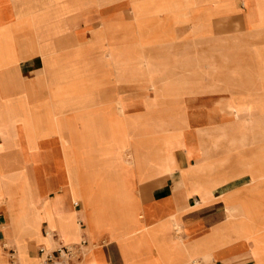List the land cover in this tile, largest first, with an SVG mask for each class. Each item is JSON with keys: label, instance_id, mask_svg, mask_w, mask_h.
<instances>
[{"label": "crops", "instance_id": "obj_1", "mask_svg": "<svg viewBox=\"0 0 264 264\" xmlns=\"http://www.w3.org/2000/svg\"><path fill=\"white\" fill-rule=\"evenodd\" d=\"M222 1L0 0V264L17 254L7 244L39 260L43 243L77 240L84 251L69 264H85L91 246L96 264H146L157 257L141 238L147 232L174 264H253L243 238L264 241V223L223 226L222 198L264 189V146L229 181L220 173L253 146L238 137L245 122L233 116L264 115V90L237 87L249 81L242 67H264V0H244L245 10ZM219 27L231 31L220 36ZM222 76L235 86L216 85ZM111 131L119 140L156 132L148 152L138 139L127 155L153 172L134 176L137 204L120 201V182L110 191L104 181ZM105 227L132 236L134 250L125 256L121 240L104 243Z\"/></svg>", "mask_w": 264, "mask_h": 264}, {"label": "rangeland", "instance_id": "obj_2", "mask_svg": "<svg viewBox=\"0 0 264 264\" xmlns=\"http://www.w3.org/2000/svg\"><path fill=\"white\" fill-rule=\"evenodd\" d=\"M232 0H223L222 4H226V2H229ZM236 3V6L238 9L240 10H245L244 7V0H233ZM228 4V3H227ZM208 5V3H207ZM258 6V5H257ZM241 7V8H240ZM258 8V7H257ZM208 10V9H207ZM111 12L118 13V10H111ZM233 12L232 15H235ZM237 14H240L239 12ZM241 14L239 16H236L233 18V20L237 21L241 19ZM231 31L230 28H226V27H219L217 29V33L220 36H224L227 33L229 34V32ZM209 44L207 43V48H208ZM224 47V46H223ZM246 48L244 49V51H241L242 53H249L251 54V50L249 47H243ZM226 69H229L228 67ZM242 70H245L247 72H249L248 74V83L244 82V83H239L237 84V87L239 88V90H243V91H252V90H264V67H242ZM224 74H226L227 76H232L233 71L232 70H227ZM240 75V74H239ZM247 75V74H246ZM223 79H221L222 81L220 83H216V85H221L223 89H228V87L230 86H235V84L230 83L228 80L226 81V78H224L222 76ZM244 79L246 80L247 78L244 77ZM254 80V81H253ZM228 117H232V115L227 114ZM233 118L236 120L237 123H241V122H245L243 123V125H241L242 128H238V137L241 138V140H243V142L245 144H249V145H253L250 148H247V150L245 151V153H241V154H237L234 155L233 157V162L232 164L229 166V168H227L226 170H224L222 173H220V175L222 176V180H227L229 181L230 178L236 176L239 174V161L244 160L245 158H251L253 157V155L255 156L256 154H258V152L260 150L263 149L264 146V115H255V116H251L248 114H235L233 116ZM211 120L214 119V117L211 118V116L207 117L206 120ZM252 123V124H251ZM208 127L207 124H200V128L204 129ZM231 129L229 128L227 131V138L229 137V134ZM61 132L63 133V136L60 138L61 142L63 143V145L66 144L67 139H68V135L65 133V130L62 128ZM76 134L78 133L75 132ZM136 132L133 131H126V136L125 139L122 137L120 140L118 139V135L116 131H111V139L113 140L111 142V147H110V155L108 156V160L106 163V167H108L110 169L108 178H106L104 181L106 184H108V186H110V191L112 190H117V184L118 182H120V186H122L123 188V192L124 195L120 198V201H125L126 203H138L137 200L134 198L133 196V192H132V188H133V178L135 175L141 176V178H145V177H149L153 175V172L149 169L148 167V162H143L140 159H135L133 162L131 161L130 163L126 162L127 159V155L130 153H134L135 148H134V141H137L138 139H142L144 142H146L145 144H147L146 146L142 147V150H145L146 152L149 151V141L152 140L155 135L156 132L155 131H142L141 133V137H134ZM139 133V132H137ZM77 138V135H76ZM247 142V143H246ZM113 144V146H112ZM122 157V158H121ZM121 159L123 160L121 162ZM259 163V162H258ZM119 177V179H118ZM140 178V177H139ZM218 181V180H216ZM215 181V182H216ZM233 181V180H232ZM211 182H214L213 180ZM2 185L0 183V188L2 187ZM208 187H212V184L209 185ZM256 193L254 195L251 196H245L242 195L241 193L238 194H233V195H225L223 196L222 200L225 203V215H226V222L224 223L223 226H225L226 224H234V225H239L243 221V223L249 224V223H255L257 227L261 226L264 223V189H256L255 191ZM115 196L110 194L107 195L105 197L106 201H111ZM117 198V197H116ZM245 198L248 199V201H244ZM119 199V198H118ZM118 201V200H117ZM236 203H248L247 205H243V206H247V207H252L251 210H236V211H231L229 210L230 207H233L236 205ZM237 206H240L239 204ZM242 206V205H241ZM240 206V207H241ZM251 213L249 215V217H244V216H238V217H231L230 215H238L240 213L244 214V213ZM15 218L16 220H14L13 224L15 226H17L20 223V219H19V213L15 212ZM237 223V224H236ZM53 228L50 227L48 229V233L50 234L51 230ZM142 231H144V228H141ZM139 232V229L136 231V233ZM106 233L107 234V239L104 240V243H106L109 240H121L122 242H117L120 250L122 252V254L126 253L125 256H127V254H129V252L134 250V246L135 244L133 243V237L128 236V237H124V238H120V237H114L111 231L110 227H105V229L102 231V233L99 236H103V234ZM177 234V233H176ZM183 234V231L181 232V235ZM180 235V237H181ZM145 237H147V239H149L152 242V245L154 246V249L157 251V257L153 258V259H149L147 260L146 264H174V259L173 258H164V253H163V243L160 242L158 234H150L149 232L142 234V240L144 241ZM180 237H178L180 239ZM49 238L51 239V236L49 235ZM246 242H247V246L249 247V249L251 250V257L253 259V264H264V241H259L256 238L249 236L246 238H243ZM52 240V239H51ZM78 242L77 241H73V243H70L69 245H74V243ZM8 246H12L15 250H17V254L14 256L16 263L17 264H41L40 259H32L28 256V252H27V247L26 248H21L18 245L15 244H7ZM137 245H141L140 247H144L149 246L146 243H141V244H137ZM43 249L45 250H53L55 249V244L54 242H52L51 244H44L42 246ZM139 247L136 248V250L139 251ZM92 255V246L91 249H87L86 255H85V264H96L97 262L94 261L90 262L88 261V258ZM132 261V260H131ZM190 263L193 264H199L197 259H193L191 260ZM202 264H205L204 262H202Z\"/></svg>", "mask_w": 264, "mask_h": 264}, {"label": "built area", "instance_id": "obj_3", "mask_svg": "<svg viewBox=\"0 0 264 264\" xmlns=\"http://www.w3.org/2000/svg\"><path fill=\"white\" fill-rule=\"evenodd\" d=\"M46 235H50L46 232ZM85 241L82 240L74 245H61L58 244L53 250H45L40 248L38 250L41 264H69L72 260L78 259L84 251ZM10 264H17L14 251L10 252Z\"/></svg>", "mask_w": 264, "mask_h": 264}, {"label": "bare ground", "instance_id": "obj_4", "mask_svg": "<svg viewBox=\"0 0 264 264\" xmlns=\"http://www.w3.org/2000/svg\"><path fill=\"white\" fill-rule=\"evenodd\" d=\"M227 57H228L227 55H226V56L223 55V59H227ZM189 64H191V63L189 62ZM192 64H193V63H192ZM193 69H194V68H193ZM204 69H205V68H204ZM240 72H241V71H239V73H240ZM230 75H231V74H230ZM230 75H229V76H230ZM244 75H246V72H245ZM174 76H175V75H174ZM177 80H178V79H177ZM167 82H168V81H167ZM163 83H164V82H163ZM186 85H187V84H186ZM191 85H192V84H191ZM256 101H257V100H256ZM248 108H249V107H248ZM238 111H240V110L238 109ZM241 111H243V110H241ZM251 112H252V111H251ZM254 113H255V112H254ZM254 113H253V114H254ZM243 114H244V113H243ZM245 114L251 115L249 112H248V113L246 112ZM198 118H199V117H198ZM194 120H195V118H194ZM196 120H197V118H196ZM196 120H195V121H196ZM203 121H206V120H203ZM167 134H168V133H167ZM165 136H166V135H165ZM164 138H165V137H164ZM164 138H162V139H164ZM168 140H169V139H168ZM259 176H260V174H259ZM263 178H264V177H263ZM255 179H256V178H255ZM258 180H259V179H258ZM259 181H261V180H259ZM258 187H259V186H258ZM256 188H257V187H256ZM253 228H254V227H253ZM250 229H251V228H250ZM252 231H253V230H252ZM254 233H255V232H254ZM258 233H259V232H258ZM253 235H254V234H253ZM50 240H51V239H50Z\"/></svg>", "mask_w": 264, "mask_h": 264}]
</instances>
